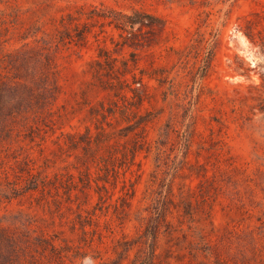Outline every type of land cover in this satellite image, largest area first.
<instances>
[{
    "label": "rangeland",
    "instance_id": "obj_1",
    "mask_svg": "<svg viewBox=\"0 0 264 264\" xmlns=\"http://www.w3.org/2000/svg\"><path fill=\"white\" fill-rule=\"evenodd\" d=\"M101 4L162 18L164 38L60 41L67 14ZM105 51L117 69L137 55L140 105L115 96L125 70ZM44 56L53 121L0 131V230L23 264H148L154 245L153 264H264V0H0V73L28 79Z\"/></svg>",
    "mask_w": 264,
    "mask_h": 264
},
{
    "label": "trees",
    "instance_id": "obj_2",
    "mask_svg": "<svg viewBox=\"0 0 264 264\" xmlns=\"http://www.w3.org/2000/svg\"><path fill=\"white\" fill-rule=\"evenodd\" d=\"M85 16V22L79 23L81 17ZM65 19H61V23ZM66 23H62L65 28H72L73 35L69 31H65L64 36H60V41L67 39L70 42H75L79 46H83L87 42V35L90 33V28L99 25L101 29L105 26L113 27L119 32V37L122 39L121 46H128L135 49H149L157 44L164 37L165 24L164 20L154 14L148 13L141 9H133L130 13L117 11L101 4L99 7L91 6L89 11H84L82 8L78 11V16L74 17L72 14L66 15ZM246 34L248 39H252V34ZM147 35V36H146ZM173 50V48H171ZM101 59V54L98 56ZM130 60H125L121 63V69L115 66V59L111 58L107 51L104 52V63L109 70H125L121 74L122 78L117 77L120 86L115 95L123 102L127 101L125 89L132 92L134 97H137L139 105L141 104V97L137 90L128 85L124 76L128 70L136 67L138 62L135 53L130 54ZM131 62V65L129 64ZM39 70L34 76L30 78H22L15 76L11 72L0 73V131H12V128L7 129L5 122L10 123L23 122L28 130L37 129L40 125H46L53 121L52 112V95L58 92L57 78L55 76V67L52 61L44 56L43 60L39 61ZM99 70H102L103 64L99 60L94 61ZM152 64V62H151ZM210 63L207 62L202 70H208ZM15 70L12 66L9 71ZM152 70H161L152 68ZM17 71V70H15ZM133 84L138 83L140 87L144 84L136 80L132 76ZM46 94L51 96L46 97ZM51 97V99H50ZM48 99V100H47ZM12 108H9L10 105ZM115 106V102L112 103ZM102 112L99 114L106 119L103 105H101ZM110 115L113 112L106 110ZM98 113V112H97ZM105 135V134H104ZM90 136L87 137V142H90ZM148 230H146L147 232ZM156 232H148L154 241H156ZM46 244L45 240H41V244ZM42 253L49 250L55 253L56 249L53 244H48L45 248L41 246ZM155 255V245L150 253V261L148 264H153ZM23 248L19 245L17 240L5 230H0V264H23ZM31 264H34L31 262ZM147 264V263H144Z\"/></svg>",
    "mask_w": 264,
    "mask_h": 264
}]
</instances>
